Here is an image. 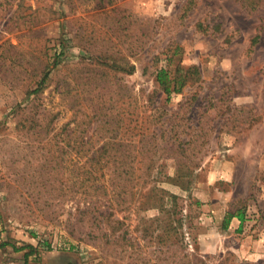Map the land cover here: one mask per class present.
Here are the masks:
<instances>
[{
  "label": "rangeland",
  "instance_id": "obj_1",
  "mask_svg": "<svg viewBox=\"0 0 264 264\" xmlns=\"http://www.w3.org/2000/svg\"><path fill=\"white\" fill-rule=\"evenodd\" d=\"M102 107L151 176L86 211ZM0 264H264V0H0Z\"/></svg>",
  "mask_w": 264,
  "mask_h": 264
},
{
  "label": "trees",
  "instance_id": "obj_2",
  "mask_svg": "<svg viewBox=\"0 0 264 264\" xmlns=\"http://www.w3.org/2000/svg\"><path fill=\"white\" fill-rule=\"evenodd\" d=\"M259 0H246V4L250 7H254ZM133 69L131 65L127 72ZM102 72V71H101ZM199 79V70L197 66L190 65L187 69L184 68L181 63H178L174 69L162 68L156 72V81L161 87L162 91L169 95L171 92H180L186 84L195 83ZM69 86H62L59 94L68 93ZM40 86L34 89L33 92H39ZM59 110V109H58ZM96 113H100L105 121L101 123V129L111 128L110 131H105L97 136L93 145H99L97 148L92 149L91 152L87 153L88 166L85 168L87 177L85 178L88 183L85 185V193L88 195L86 199V211H93L94 209L99 210L100 200L103 195L108 194L110 191L119 195L122 190L119 189L120 185H125L135 181H141V185L145 186L146 181L151 176L150 164L152 162V152L146 149V145H149L150 139L153 137H147V134L129 133L127 135H118V130H114L115 124L112 123L111 117L113 112L107 107L101 109L96 108ZM110 118V120H109ZM74 126L71 128L70 133L75 138H78L83 131L80 132L77 129L80 126L75 120H73ZM114 130V131H112ZM139 135V136H138ZM144 144L145 147L139 149L137 144ZM113 185V187H111ZM126 190V188H122ZM118 190V191H117ZM147 190L144 194H147ZM115 196V195H114ZM170 206L176 204V195L170 196ZM158 208H163L164 195L159 196V202L152 203ZM176 208V206L174 207ZM236 217L239 221L238 229H241L244 221V215L239 212L237 214L225 213L223 223L228 225L230 219ZM1 245H5L2 243ZM32 250V246H30ZM29 252L24 253L27 257Z\"/></svg>",
  "mask_w": 264,
  "mask_h": 264
},
{
  "label": "crops",
  "instance_id": "obj_3",
  "mask_svg": "<svg viewBox=\"0 0 264 264\" xmlns=\"http://www.w3.org/2000/svg\"><path fill=\"white\" fill-rule=\"evenodd\" d=\"M233 218H236V217H233ZM237 219V218H236ZM233 221V220H232Z\"/></svg>",
  "mask_w": 264,
  "mask_h": 264
}]
</instances>
